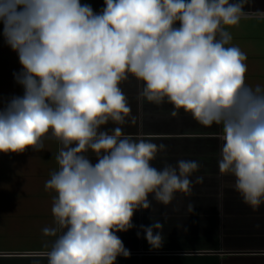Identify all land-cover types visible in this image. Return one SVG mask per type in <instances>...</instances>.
Masks as SVG:
<instances>
[{"label": "clouds", "instance_id": "1", "mask_svg": "<svg viewBox=\"0 0 264 264\" xmlns=\"http://www.w3.org/2000/svg\"><path fill=\"white\" fill-rule=\"evenodd\" d=\"M248 3L104 0L94 12L81 0H0L2 35L18 54L14 76L24 89L0 108V153L39 152L49 136L61 145L58 170L45 182L56 193V226L42 229L57 237L41 254L47 264H116L130 256L116 233L133 227L137 210L153 200L167 206L203 183L191 179L199 162L157 168L152 161L166 146L124 134L120 126L136 123L120 87L129 76L143 84L138 99L220 126V173L235 178L254 211L264 204V86L246 83L247 56L227 30ZM109 122L117 126L108 130ZM141 227L153 248L162 246L159 220Z\"/></svg>", "mask_w": 264, "mask_h": 264}, {"label": "crops", "instance_id": "2", "mask_svg": "<svg viewBox=\"0 0 264 264\" xmlns=\"http://www.w3.org/2000/svg\"><path fill=\"white\" fill-rule=\"evenodd\" d=\"M81 3L90 4L94 12L105 6L104 0ZM245 12L239 25L227 30L233 37L231 43L247 56L246 83L264 86V0H250ZM2 28L0 24V108L24 93L14 76L22 71L18 54L5 42ZM120 87L136 117L135 124L120 126L124 134L166 146L153 166L194 160L201 167L191 179H204L201 184L193 183L190 195L176 193L167 206L153 200L152 208L137 210L133 227L116 233L130 251L127 258L118 256L116 264H264V204L254 211L235 190V178L220 173L221 127L202 126L183 110L172 117L173 106L167 102L157 106L138 99L143 84L132 76ZM116 126L109 122L104 127ZM60 147L49 136L39 152L0 153V264H47L41 254L57 237L44 236L42 229L56 226L51 212L56 193L46 190L45 182L58 170L55 156ZM87 155L96 162L91 152ZM189 203L194 205L192 212ZM154 220L164 225L159 248L147 242L141 227ZM185 252L192 255L185 256Z\"/></svg>", "mask_w": 264, "mask_h": 264}]
</instances>
